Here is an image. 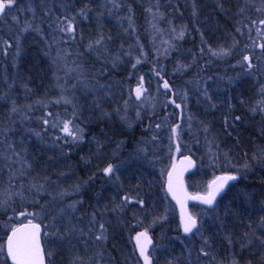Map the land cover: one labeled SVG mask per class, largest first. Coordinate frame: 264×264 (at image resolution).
Masks as SVG:
<instances>
[{
	"label": "trees",
	"instance_id": "obj_1",
	"mask_svg": "<svg viewBox=\"0 0 264 264\" xmlns=\"http://www.w3.org/2000/svg\"><path fill=\"white\" fill-rule=\"evenodd\" d=\"M21 1L23 0H17V4ZM130 2L134 16L132 26L127 31L117 20L118 15L104 0L32 2L41 18L36 20L38 25L34 20L32 30H28L29 33L23 32L22 36L19 35L21 29L17 26L14 28L2 24L6 16L0 19V97H3L0 99V201H6L0 204V246L4 245L6 235L12 227L24 221L37 220L44 225L46 254L53 253L51 258L47 256L48 264H70L71 253H75V257H79L81 253L84 259L88 258L83 264H88L90 260L94 263L96 250L93 248V254H89L90 246L97 247L92 237L85 238L81 233L82 237H75V241L68 235L61 240L51 233L57 230L63 232L65 226L86 229L84 222L91 218L88 216L90 212L92 215L100 211L97 210L96 203L100 202L106 208L111 206V202L107 203V197L112 196V185L104 189L102 167L113 158L122 156L130 175L134 177L139 172L147 174L160 187V175L157 171L152 175L153 167L145 163L147 159L142 162L140 156L130 157L129 160L126 156L128 153L139 154L137 147L146 145L142 143L144 138L150 135L152 138L158 137V126L163 124L162 120L159 122L153 116L145 114L150 123L148 130L142 133L140 120L133 121L118 106L123 101L124 88L131 87L133 80L140 81V77H143V80L150 82L152 79L150 64L153 56L149 47L147 18L144 16L145 3L130 0L128 5ZM136 4L144 12L138 10ZM178 4L175 16L187 26L183 39L173 49L171 56L196 59L191 60V67L176 73L171 83L168 81L169 85L183 89L185 85L182 78L188 81L209 78L217 86L224 87V91L218 93L217 97L229 96L228 92L234 93L236 97L237 88L245 89L244 101L237 103L234 121L229 125L223 124L218 109H211V101L206 103V108L204 104H200L197 114L200 120L194 124L195 130L200 133L198 143L210 138L214 155L216 147H225L226 160L233 158L238 166L248 165L245 170L239 167V178L229 185L213 208H203L211 215L206 220L209 224L205 230V239L210 242L208 251L228 263L235 258L239 263L264 264V245L256 239V236H264V230L258 227L260 218L264 217V159H253V154L259 157L264 150V112L259 110L264 107V104L259 103L264 100V93L260 91L264 85V49L260 47L264 45V35L256 39L252 35L254 30L250 31L253 20L264 16L263 11L256 10L259 4L264 6V0H178ZM82 8H86V16L78 14ZM35 13L36 10L28 18L33 20ZM64 16L75 17V40L59 30L58 21L62 22ZM9 17L14 16L9 13ZM261 26L262 24L259 27ZM36 27H39V32L34 30ZM133 34L138 37L145 54L150 53V62H141L135 69L132 65L138 54L133 48L136 44ZM101 37V44L96 45L94 42ZM5 41L11 47H7ZM90 42L93 47L88 50ZM209 44H223L229 54L222 57L210 54L209 58H205L201 53H204L205 46ZM147 49L149 53L146 52ZM245 55L251 58L255 66L251 70L243 62ZM200 56L202 58L198 60ZM162 65L166 70L170 69L167 61H163ZM85 84L91 90L93 87H100L101 91L94 93V96L90 93L87 95ZM245 85H252V88H245ZM10 87L12 91H6ZM167 93L171 97V93ZM212 95L217 100L215 92ZM65 99L71 103H65ZM13 102L18 108L15 113L10 111ZM173 107L174 105L169 106L174 115L177 109ZM252 108H257V111L253 113L250 110ZM122 116H126L127 120H122ZM236 116L241 119L235 120ZM45 119L49 121L48 124H44ZM64 121L72 122L70 127L73 131L82 129L83 139L73 142V137L61 130ZM202 129L205 132H201ZM165 130L161 128L160 137ZM85 137L90 140L86 141ZM93 137L99 138V147L91 145ZM8 145H12L20 153L19 159L13 155V148ZM157 146H152L150 150ZM197 151H200V147H197ZM111 153L115 155L112 156ZM9 156L12 157L11 160L5 158ZM200 164L195 169L196 173L188 178L189 187H198L197 182L192 181L194 175L203 174V178L206 174L210 175V167L205 166L201 170ZM126 170L124 171L127 172ZM34 184L42 186L39 191L33 187ZM75 185H80L79 191H75ZM107 190L109 193L104 195ZM164 190L162 186L161 193L166 199ZM62 192L68 194L61 198L58 194ZM74 201L82 202L77 204V210L72 214L77 215L80 211L82 217H86H81L82 221L78 225H70L62 220L71 210L67 206ZM22 212L38 215H21ZM145 212L151 214L154 211L148 206ZM173 216L174 214H170V221L163 223L162 220L160 224L168 225L163 230L160 228L163 236L160 243L168 247L169 253L170 250H177L171 247V236L181 233L172 228ZM215 217L217 222L214 221ZM49 220H57L53 229L49 228ZM115 221L116 219L107 222L109 261L125 264L120 257L133 255L130 263L141 264L133 241L129 242L126 228L123 224L120 225V221ZM199 225V231L203 228V236L204 227ZM249 225L255 229V235ZM132 230L138 229L133 227ZM45 232L49 235L46 236ZM246 232L248 237L244 236ZM154 233L153 236H156ZM227 236L232 239L231 245ZM85 240H88L86 244ZM249 240L252 243L249 244ZM242 243L247 245L243 249ZM158 244L159 241L155 243ZM204 245L207 246L206 243ZM165 252L162 250V255ZM1 258L3 264H11L6 253L1 254Z\"/></svg>",
	"mask_w": 264,
	"mask_h": 264
},
{
	"label": "rangeland",
	"instance_id": "obj_2",
	"mask_svg": "<svg viewBox=\"0 0 264 264\" xmlns=\"http://www.w3.org/2000/svg\"><path fill=\"white\" fill-rule=\"evenodd\" d=\"M130 0H104L105 4L108 5V7L113 10L117 15V20L122 23L123 28L125 31L129 29L130 26H132L133 23V16L134 13H132L131 7L132 4ZM139 3H145L144 5V11L146 14L144 15L147 19L146 27H147V33H149V47L152 49V62H151V81L146 82L143 80V86L147 89V91L144 93L143 97L140 100L135 99V88L138 86V83L140 81L133 80V83L131 87L124 88V95H123V101L118 103V106L121 107L123 113H127L133 121L140 120V123L143 127L141 130L142 133H145L148 130L149 126V118L146 117L145 114H147L148 117L153 116L154 120H158L159 122L162 120L163 124L159 126L157 130V136L153 137L150 135L148 138H144V142L146 145H142L137 147L139 150V154H132L128 153L127 159L129 160L130 157L136 158L140 156L142 158V162L144 159H147L145 163L147 165H151L152 168V175L155 174V172H158V175H160V187L156 185V180L152 177L146 176L147 174H141L140 172L137 174V176H132L130 173L126 170V166L123 163L124 160L122 159V156L113 158L110 160L109 163L113 165H118L115 176L109 178L103 176V187L104 189L112 185V196L107 197V203L111 202V206L106 208L105 206L102 207V205L99 203H96L97 210H100L98 214L95 215V223L92 222V215L91 212L88 215L91 217L88 218L84 223L86 224V229L84 228H78L75 227V232L71 235V239L75 241V237L78 239L82 237V234L85 236V238H90L95 241L97 247H91L90 255L93 254V248L96 250L94 251V263L90 260L88 264H115L110 262V258L107 254L108 252V230H107V222H112L114 219H116L117 222H121L120 225L123 224V226L126 228V232L128 233L129 242L131 240L133 241L135 234L140 230H147L150 232H155L156 234L155 240L156 242L159 241L158 245H155L150 252V257L152 264H158L160 261V264H231L223 261L222 259L218 258L216 255L211 254V252L208 251L210 248V242L207 241V246L204 245L205 243V230L207 229L206 226L209 224L208 217L209 212L204 210L202 207H196L195 205H192V211L194 212V215L200 217V224L204 227V233L202 236V230L199 231L196 234H190L187 237H184L182 235L181 230V224L179 221L177 209L174 205V203L170 200L168 197V194L166 190H164L166 199L162 195V186L165 188V180H166V173L168 169L170 168L172 161H173V155L175 152L176 142L179 143L181 149H183V154L185 156L190 155L193 158L196 159L197 165L201 163V170L205 166L210 167V175L207 174L203 178V174L200 175H194L192 177V181L195 180L198 184V187L195 188L193 186H190V188L194 192L202 191L206 192L208 189L209 182L211 181V178L215 176L216 174H219L221 172H229V173H235L237 175H240L239 167L241 170H245V166H238L236 164L237 161H235L233 158L226 160L227 154L225 151V147L217 148V152L214 155V152L211 150L212 143L210 142V138L204 139L202 142L198 143V137L200 133L195 130L194 124H196L197 121H199V116L197 115L199 113V106L200 104H204V107L207 102L211 101L212 105H215V107L212 106V110L218 109L219 113H221V117L223 120V124L226 125L225 121H227V124L229 125L231 122L234 121L233 114L236 109V105L238 102L244 101V88L236 89V97L234 93L228 92L229 96L225 97H217L218 93L224 91V87H220V85L217 86L215 84L214 80H209V78L204 79H190L189 81L182 78L183 89L177 88L172 84V87L170 86V89L174 91V99H172L167 92H170L169 90H166L163 88V82L164 80L170 81L173 79V76L180 72L176 71V68L178 65H192V61L196 59L193 58L189 59L184 56H177V58L171 56V52L173 49L180 43V40L177 36L178 34L183 30L185 32L186 29V23H181L178 19V16H175L178 12V0H137ZM32 2H37V0H23L19 2L17 5L18 7L13 8V10L10 12V15H13L14 17H17L18 20H13V18L9 17V14L5 17L2 24H7L10 26H17L18 29H21V32H18L20 36L24 35L23 32L27 33L28 30H32L34 27V20L38 21V10L37 7ZM31 6L36 10V13L33 15L34 19L31 20L28 17L32 15V11H28L27 9ZM138 10H142L139 7V4L135 5ZM19 9H23L22 11ZM260 11H263L264 13V6H260ZM143 11V10H142ZM143 11V12H144ZM194 13V11H193ZM140 14V13H139ZM142 15V14H141ZM116 17V16H115ZM44 18V16H43ZM264 20V16L259 17L257 20H253V27H251L252 35L256 39H260L264 35V24L260 26V21ZM36 21V22H37ZM201 22V20H198ZM197 21V24H198ZM31 24L32 27L28 28L27 30H24L27 26V24ZM38 25V22L36 23ZM203 25V23H202ZM202 27V26H200ZM136 30V29H134ZM29 33V32H28ZM28 36H30L28 34ZM133 37L136 41L135 46V53L138 54L137 57H135L134 61L136 63L137 58L141 60V62H150V56L148 49L146 52L149 54H145V50L143 49L141 42L139 41L138 37L133 34ZM184 37V36H183ZM20 38V37H19ZM217 47L224 48L223 44H218L216 46L209 44V46H205L204 53H201V55L205 56V58L211 54L209 52V49L212 50H218ZM131 48V47H130ZM129 52V50H128ZM132 55V54H131ZM130 55V56H131ZM148 55V56H147ZM129 56V53H128ZM147 56V59H145ZM216 57V56H215ZM158 58H160V61H157ZM175 58V59H173ZM202 56L198 58L200 60ZM169 59V60H167ZM192 60V61H191ZM197 60V61H198ZM163 61H167L170 63V69L166 70V68L162 65ZM189 68V67H188ZM187 68V69H188ZM185 71V70H184ZM159 72V76L156 74ZM148 74V72H146ZM15 75V74H14ZM2 80V78H0ZM190 83V85H189ZM218 83V82H217ZM85 92L87 95L94 96V93L100 92V87L97 88H90L88 84H85ZM102 88V86H101ZM245 88H252V85L246 86ZM6 91H12V88L6 89ZM205 92L207 93L208 97H211V100L207 99L205 96ZM215 92V97L217 100H214V97L212 93ZM231 93V94H230ZM255 95V94H252ZM6 97V96H5ZM131 97V98H130ZM260 98V97H258ZM128 101L127 111H125V101ZM172 101H175V103H180L181 105V119L179 118V111L177 109L176 113L173 115V111H170L169 106H173L174 104ZM257 102L255 103V106H257ZM174 108V107H173ZM206 108V107H205ZM169 109V110H168ZM137 111L140 113V118L137 119ZM172 113V116H171ZM145 116V117H144ZM144 117V118H143ZM152 122V121H151ZM210 122L211 118H210ZM177 128V134L173 135L172 129L174 127ZM165 128V132L161 134L160 137V130L161 128ZM156 131V130H155ZM201 132H205L203 129ZM153 135V134H152ZM86 141H89L90 139L88 137L84 138ZM197 139V140H196ZM158 140V141H157ZM157 141V143H154ZM95 142V143H94ZM153 142V143H152ZM220 142V141H219ZM91 145L93 147H99V138H92L91 139ZM154 145H158L157 148L151 147ZM163 145V146H162ZM222 146V144H220ZM197 147H200V151H197ZM151 151V154H150ZM112 156L115 155V153H111ZM214 159L213 161H211ZM206 160V162H205ZM107 163V165L109 164ZM106 165V166H107ZM104 166V167H106ZM102 167V169L104 168ZM126 170L127 172H125ZM212 170V172H211ZM156 172V173H157ZM193 173H196L193 172ZM103 174V173H102ZM116 176L119 177V179H116ZM102 178V177H101ZM142 178V179H141ZM156 190V191H154ZM192 191V192H193ZM109 193V190H107L104 195ZM125 194H129L133 197H141L144 200V206L141 207L139 204H128L126 207L117 208V205L121 203V198ZM98 198H100V194H98ZM101 200V199H100ZM107 203L105 205H107ZM150 206L152 209L151 214H147L145 210L147 207ZM115 209V210H113ZM82 212V210H81ZM84 212V211H83ZM73 211L70 210L68 212L67 217L62 218L59 217L61 220H65L66 222H69L70 225H78L82 221V219L86 217H82V214H80V211L75 216L72 214ZM85 213V212H84ZM80 214V217L78 216ZM137 214V215H136ZM174 214L173 216V229L176 231H180L181 233H176L174 236H171L172 238V248H176V251H171L170 253L168 251V247L164 244L160 243L162 242V231H160V228L163 230L164 228H168V225H160L161 221L163 220V223L165 221H170L169 215ZM87 216V217H88ZM177 216V219L175 218ZM213 216V213H212ZM82 217V219H81ZM157 217H166L165 219L156 220ZM58 219V220H59ZM212 219V218H211ZM210 219V220H211ZM50 221V220H49ZM57 220L50 221L49 228L53 229V225H57ZM80 221V222H79ZM155 221V222H154ZM216 221V217L214 219ZM217 222V221H216ZM104 223L106 227V233L107 236L106 240H96L95 235H100L99 231V224ZM138 225V226H137ZM122 226V227H123ZM200 226V225H199ZM198 226V228H199ZM73 227V226H72ZM133 227H136L138 230H132ZM171 228V229H172ZM46 229V228H45ZM78 230V231H77ZM82 233V234H81ZM92 237V238H91ZM184 237V238H183ZM44 239V236H43ZM174 241V242H173ZM88 240H85L84 244H86ZM202 243V244H201ZM5 245V244H4ZM203 249V252L201 251ZM162 250L166 251L165 255H162ZM204 252H207L208 254L205 255ZM72 260L75 258V253H71ZM79 257H82V261H77V264H83V261L88 260V258H85L82 256L81 253H79ZM133 255L128 256L125 258V256H121L120 259L122 262L125 261V264H131V258ZM1 254H0V264H3L1 260ZM71 260V261H72ZM85 264V263H84ZM239 264H250L248 262L246 263H239Z\"/></svg>",
	"mask_w": 264,
	"mask_h": 264
},
{
	"label": "snow or ice",
	"instance_id": "obj_3",
	"mask_svg": "<svg viewBox=\"0 0 264 264\" xmlns=\"http://www.w3.org/2000/svg\"><path fill=\"white\" fill-rule=\"evenodd\" d=\"M14 7H18L17 0H0V17L7 16L13 10ZM19 10L22 11L23 9H19ZM27 10L32 11L33 13L35 12V9L32 8L31 6H29V8ZM256 10L260 11L261 9L258 8ZM241 11H243V9ZM78 14L81 16H86V8L80 9ZM193 14L195 15V12ZM13 20H18V18L13 17ZM260 23L264 24V20H261ZM31 27H32V25L29 23V24H27V26L24 30H27L28 28H31ZM58 27L62 33H66L70 39L75 40V38H76L75 37V32H76L75 17L64 16L62 18V22L58 21ZM34 30L37 32L40 31L39 27H36ZM183 36H184V31L182 30L178 34L177 38L182 39ZM102 40H103V37H101V39L96 40L94 43L96 45H99V44H101ZM5 45L7 47H11V45L8 44L7 41H5ZM92 47H93V43L90 42L88 45V50H91ZM260 47L262 49H264V45H260ZM5 51H6V49H5ZM201 51L203 52V49H201ZM209 52L211 53L212 56H216V57H222V56H226L229 54L228 50L224 49V48H220L218 50L209 49ZM17 54H19V53H17ZM118 58L119 57H117V59ZM243 62H246V66L249 70H251L255 67L251 61V58L247 55H245L243 57ZM140 63H141V60L139 58H137L136 63H134L132 65V68L135 69L136 66ZM113 66H115V65H113ZM188 67H191V65H178L176 68V71H183V70H186ZM77 68H79V65H77ZM71 71H75V69H71ZM156 74L159 76V72H157ZM163 88L171 91L170 85H169L167 80H164ZM146 91H147V89L144 88V86H143V77H140V82L138 83V86L135 88V99L140 100ZM260 91H261V93H264V85L261 86ZM205 96L207 99L211 100V97H208L206 92H205ZM0 99H3V97H0ZM59 102L60 101H57V103H59ZM64 102L65 103H71V101H69L67 99H65ZM241 102H243V101H241ZM124 103H125V111H127L128 101L126 100ZM172 103L174 104L175 101H172ZM259 103L264 104V100H261ZM175 106L177 108L181 107V105H179V104H176ZM212 106L215 107V105H212ZM250 110L253 113H255L257 111V108H252ZM259 110L264 112V107H261ZM10 111L12 113H15L18 111V108L15 105V102H13V106L10 109ZM117 112H119V109H117ZM105 115H107V113H105ZM136 115H137V119H139L140 118L139 111H137ZM121 119L127 120V117L122 116ZM240 119H241V117H239V116L235 117V120H237V121H239ZM43 122H44V124L49 123V121L46 119ZM225 123L227 125V121H225ZM71 124H72L71 121H64L63 127L61 130L64 133H66L67 135L72 136L73 142H75L77 140H82L83 139L82 129L77 128L76 131H73L72 127H70ZM52 126L56 127L55 124H53ZM129 126H131V125H129ZM178 127H179V125H177V127H174L172 129L173 135L177 134V128ZM205 131H207V128H205ZM37 135H39V133H37ZM58 139H59V137H58ZM8 147L13 148L12 145H8ZM177 150L179 151V146H177ZM13 155L15 157H17V159H19V157H20V153L16 152L14 148H13ZM5 158L8 160L12 159L11 156L5 157ZM185 159L188 160L189 166H191L193 164V161H191V159H189L187 157ZM253 159H264V150L261 151V155L259 157L256 154H253ZM118 167H119L118 165H113V164L109 163L101 171L105 177L111 178V177L115 176ZM245 167L247 168L248 165H245ZM173 168L175 170V165L173 166ZM116 179L118 180L119 177L116 176ZM236 179H237V176H235V175L218 176V177H216V179H214L212 182L209 183L208 189L204 195L190 196L183 189V184H182V181H179V177H177L174 180L173 173L170 172L168 174L167 190L172 195L173 199H175L181 207V225L183 228V232L185 234L193 233L194 229L197 231V233L199 232L197 218L187 212V209L185 206L186 201L189 199L199 200L202 204L207 205L209 208H212L216 202L217 196L224 190V188L228 184V182L234 181ZM85 183H87V181H85ZM33 187H36L37 190L39 191L42 186L34 184ZM74 188H75V191H79L80 185H75ZM67 194L68 193H66V192H62V193H59L58 195L61 198H63V196L67 195ZM81 202L82 201H74L73 203L69 204L67 207H68V209H71L73 212H75L77 210L76 209L77 204L81 203ZM3 203H6V201H0V204H3ZM133 203L139 204L141 207L144 206L143 198H141L139 196L133 197L129 194H125L124 196H122L121 203L117 205V208L122 209L123 207H126L128 204H133ZM113 210H115V209H113ZM61 211L63 212L64 210L62 209ZM21 215L33 216V215H38V213L34 214V213H23L22 212ZM95 215H96L95 213L92 214V222L93 223H95ZM165 218L166 217H157L156 220L165 219ZM258 227L261 230H264V217L260 218ZM249 228L252 229V225H249ZM99 231H100V235H97L95 237V239L98 241L99 240H106L107 236L105 235V233L107 230H106L104 223L99 224ZM74 232H75L74 226L73 227L65 226V229L63 232L57 230L55 232H52L51 235L62 240V239H64L65 235L71 236ZM252 233H253V235H255V229H252ZM45 235L47 236V235H49V233L45 232ZM248 235L249 234L247 232L244 233L245 237H248ZM135 239H136V248L139 251V256L143 258L144 264H151V257H150L149 252H148V245H150L152 243V241H151V238L148 236L147 231L137 233ZM226 239L228 240V243L231 245L232 244L231 237L227 236ZM256 239H258L260 241L261 245H264V236H256ZM205 243L207 244V239H205ZM248 243L250 244V243H252V241L249 240ZM246 246L247 245H245L243 243L241 244L242 249ZM201 251L203 252V249H201ZM4 253H6L7 259L11 261V264H45L46 255L49 258H51L53 255L52 252H48L46 254L44 249L41 246V225L38 223H33L31 220H29L27 224H24V225L19 226V227H13L11 229V234L8 235L6 245L0 246V254H4ZM204 254L207 255L208 253L204 252ZM82 259H83L82 257H75L70 262V264H77V261H82ZM231 264H239V261L236 260L235 258H233L231 261Z\"/></svg>",
	"mask_w": 264,
	"mask_h": 264
},
{
	"label": "water",
	"instance_id": "obj_4",
	"mask_svg": "<svg viewBox=\"0 0 264 264\" xmlns=\"http://www.w3.org/2000/svg\"><path fill=\"white\" fill-rule=\"evenodd\" d=\"M0 18H1V17H0ZM170 93H171V98L174 99V95H175V94H174V91L171 90ZM176 104H179V105H180V103H174V107H176V106H175ZM176 108H177V107H176ZM177 109H178V111L180 112V113H179V118L181 119V107H180V108H177ZM177 146H179V151L177 150ZM181 153H182V149H181L179 143H176V150H175V153H174L173 161H172V164H171L170 168L168 169V171H167V173H166V180H165V189H166V191L168 192V190H167V186H168V174H169L170 172H172V173H173L174 180H175L177 177H179V181H182L183 189L186 191V193H187L188 195H190V196L204 195V194H205L204 192H196V193H192V192L189 190V188H188V186H187V183H186V177H187L191 172H193V171L195 170L196 165H197V162H196V160H195L192 156H182ZM186 157L189 158V159H191V161H193V164H192L191 166H189V164H188V160L185 159ZM174 165H175V170H174V168H173ZM222 175H235V176H237V175L234 174V173L224 172V173H220V174H218L217 176H215L210 182H212L214 179H216V177H218V176H222ZM237 178H238V176H237ZM210 182H209V183H210ZM230 182H231V181H229L228 184H229ZM228 184H227V185H228ZM227 185L225 186L224 190H223V191L217 196V198H218V197H219V196H220V195L226 190ZM168 194H169L170 199L176 204V207H177V210H178V215H179V220H180V224H181V207H180V205L177 203V201H176L175 199H173L172 195H171L169 192H168ZM217 198H216V200H217ZM194 203H200V204H202L199 200H192V199H189V200L186 201V205H185V206H186L187 212L190 213L191 215H193V214H192V212H191L190 205H191V204H194ZM215 203H216V202H215ZM203 205H204V204H203ZM214 205H215V204H214ZM204 206L208 207L207 205H204ZM193 216H194V215H193ZM196 218H197V217H196ZM28 221H29V220H28ZM28 221L22 222V223L16 225L15 227H19V226H22V225H24V224H27ZM31 221H32L33 223H38V224L41 225V246H42V248H43L44 251H45L44 244H43V240H42V235H43V231H44L43 224H42L41 222H39V221H35V220H31ZM197 221H198V218H197ZM198 224H199V221H198ZM181 229H182V233H183L185 236H188V235L191 234V233H189V234H185V233L183 232L182 225H181ZM194 230H195V229H194ZM194 230H193V231H194ZM143 231H147V230H141V231H139V232H143ZM139 232H138V233H139ZM147 233H148V236L151 238V241H152V243H151L150 245H148V252H149V255H150V250H151V248L154 246V244H155V240H154L153 235H152V233H151L150 231H147ZM10 234H11V230H10V231L8 232V234L6 235V238H5V245H6V241H7L8 235H10ZM136 235H137V234H136ZM136 235H135V237H136ZM135 237H134V245H135V249H136L137 255H138V257H139L141 263L144 264L143 258L139 256V251H138V249L136 248V239H135ZM9 261H10V260H9ZM10 262H11V261H10ZM45 264H47L46 258H45ZM151 264H152V263H151Z\"/></svg>",
	"mask_w": 264,
	"mask_h": 264
},
{
	"label": "flooded vegetation",
	"instance_id": "obj_5",
	"mask_svg": "<svg viewBox=\"0 0 264 264\" xmlns=\"http://www.w3.org/2000/svg\"><path fill=\"white\" fill-rule=\"evenodd\" d=\"M234 181H235V180H234ZM234 181H231V182L227 185L225 192L227 191V188H229V185H230L232 182H234ZM188 187H189V185H188ZM189 188H190V187H189ZM190 190L193 191L192 189H190ZM193 192H194V191H193ZM198 192H202V191H198ZM225 192H224V193H225ZM204 193H206V192H204ZM224 193H223V194H224ZM221 195H222V194H221ZM221 195H220V196H221ZM220 196H219V197H220ZM219 197L217 198L215 205L217 204V202H218V200H219ZM192 205L203 206V205H201V204H191V212H192L193 215H194V212L192 211V207H193ZM215 205H214V206H215ZM214 206H213V207H214ZM203 207H204V206H203ZM213 207H212V208H213ZM194 216H196V215H194ZM196 217L198 218V221H199V224H200V219H199V217H198V216H196ZM140 263H141V262H140ZM151 263H152V261H151Z\"/></svg>",
	"mask_w": 264,
	"mask_h": 264
}]
</instances>
